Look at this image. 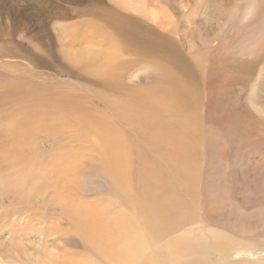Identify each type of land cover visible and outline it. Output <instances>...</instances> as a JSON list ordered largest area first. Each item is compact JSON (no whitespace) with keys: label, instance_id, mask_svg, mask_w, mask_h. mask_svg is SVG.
<instances>
[{"label":"bare ground","instance_id":"obj_1","mask_svg":"<svg viewBox=\"0 0 264 264\" xmlns=\"http://www.w3.org/2000/svg\"><path fill=\"white\" fill-rule=\"evenodd\" d=\"M85 1L0 84V257L264 264V0Z\"/></svg>","mask_w":264,"mask_h":264},{"label":"rangeland","instance_id":"obj_2","mask_svg":"<svg viewBox=\"0 0 264 264\" xmlns=\"http://www.w3.org/2000/svg\"><path fill=\"white\" fill-rule=\"evenodd\" d=\"M87 2L88 1L78 4L81 3V0L74 3H70L69 0H0V84L2 85L4 79L5 81L11 80L14 81L16 87L19 84L20 80L18 79H20L21 76H33L30 70L38 67L37 63L40 59H38L39 54L37 49H35V44L41 36H48L50 30L54 28L53 24L60 26L62 23L64 25L73 22V19H70L69 16L67 17V13L70 11L69 9L78 8L77 11H79L81 6H87ZM54 35L55 33H52L51 36H49L51 42H53ZM43 49V59L47 62L49 59L45 53L46 49L51 51H55L56 49L53 44L50 46L48 43L43 44ZM32 60L34 61L32 62ZM47 69L51 73H55L58 70L56 69V71H54L50 68ZM66 73L67 72L62 73L60 71L57 75L61 76L64 80H68L69 77L66 76ZM29 80L30 78L25 79V81ZM50 146H52V141H44L42 148L48 151ZM242 153L244 154L245 151ZM246 156H248L247 152L244 157ZM13 170L14 169H10L8 175H15L12 174ZM227 174L228 178H231L230 171ZM8 204H10V202L5 201V199H0V210L3 213L5 211L2 207L7 206L9 208L10 206H8ZM20 228L21 220L18 219L13 226H8L6 235H10L16 239L14 235L15 229ZM32 244L35 245L39 243L35 242ZM76 257L78 258L79 256L72 255L71 259H75ZM54 261L57 262L56 260ZM88 262L104 264L95 257L88 259ZM0 264L45 263L43 258L32 252L29 255L9 253L5 260L0 257ZM46 264L53 263L50 261Z\"/></svg>","mask_w":264,"mask_h":264}]
</instances>
